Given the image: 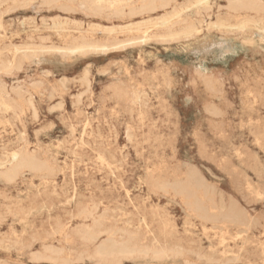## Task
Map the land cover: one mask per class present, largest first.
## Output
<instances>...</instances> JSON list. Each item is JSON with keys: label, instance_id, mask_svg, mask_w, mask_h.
I'll return each mask as SVG.
<instances>
[{"label": "rangeland", "instance_id": "obj_1", "mask_svg": "<svg viewBox=\"0 0 264 264\" xmlns=\"http://www.w3.org/2000/svg\"><path fill=\"white\" fill-rule=\"evenodd\" d=\"M188 1L132 15L86 0H0V95L14 105L0 109V158L24 148L43 163L10 180L0 172V264H107L94 249L108 234L81 236L96 219L115 239L135 232L181 250L118 264H264V14L208 0L183 13L196 27L188 36L106 54L58 50L121 39L129 34L106 29ZM189 176L213 212L246 222L204 221L160 186Z\"/></svg>", "mask_w": 264, "mask_h": 264}, {"label": "bare ground", "instance_id": "obj_2", "mask_svg": "<svg viewBox=\"0 0 264 264\" xmlns=\"http://www.w3.org/2000/svg\"><path fill=\"white\" fill-rule=\"evenodd\" d=\"M15 1L18 2L19 0H15ZM48 1L51 2L57 0H48ZM134 1L135 0H86L87 4L89 5V7L92 8V11L94 12L97 11L100 12L103 8L107 7L114 10L115 13H121L125 7H128L129 13L132 15L136 13L144 14L149 11H153L159 7L165 8L167 6H172V4H174L177 0H138L139 1L138 5H134L133 4ZM229 2H230L229 8L233 12H248V13H254L259 16L264 14V0H229ZM207 4H208V0H189L186 5L179 7L173 6V8L169 12L163 14L161 17L156 18L154 20L149 19L141 24L140 23L129 24L117 29L114 28L106 29V32L109 34L117 33V32H124L126 34H129L121 39L114 38L113 40H106V41L82 40L80 42H75L63 48H58V50L60 51L62 50L63 53H69V54H73V53L106 54L112 50H117V49L119 50L125 48L126 46L145 43L154 36L160 39L161 41H169L178 38L180 36H188L192 34L194 30H196V27L192 23L184 22L185 19H183V13L186 12V9L188 8L190 9L193 6L205 7ZM61 24H62L61 22L55 23L57 27H61ZM213 25L215 26L214 22ZM235 25H238V27H243L245 25V21L239 24H232L228 21H220L217 23V26L220 27H232V26L234 27ZM148 26L156 27L159 32L156 31L154 33L152 32L149 33L147 31V29H149ZM261 29L264 32V23ZM250 40L251 39L245 42H248L250 44ZM16 50H19V48H16ZM13 108H14L13 103L10 102L9 99L4 98L3 96L0 95V109L12 110ZM23 168H29L31 170H39L43 168V163H41L37 158L31 155L24 148H21L20 150L17 151H13L0 158V169H1L0 172L5 179L10 180L14 178V176H16L17 173L20 172ZM160 186L162 188L169 187L173 189L177 194L181 196L182 201L187 206V208L190 211H192L197 217H199L204 221L217 223V221H220V219H222L224 222H231L235 225H238V224H244V222H246L247 220L246 217L244 218V216H240L231 210L220 212L217 214L213 212L214 198L201 180L196 182L194 181V179H192V177L189 176L182 182L176 181L169 185H167L166 183H160ZM91 215H92L91 213H86L84 214V218ZM102 232L107 233L108 237L105 241L101 242L95 247L94 256H96L99 259L105 260L107 264H118L121 258L134 256V255L162 258L168 255L169 253L171 255H177L178 253L181 252L179 247H174L170 249H166L163 247L161 248L149 247L144 242H142V238L139 236V234L135 232H126L124 233V235L120 240L115 239V231L112 229L102 228L99 219L94 220L93 227L84 230L81 233V236L85 241L93 243L96 241V239ZM151 240L153 243L159 242V238H157V236L151 237ZM206 259L208 260L209 264H215L211 258H206Z\"/></svg>", "mask_w": 264, "mask_h": 264}]
</instances>
